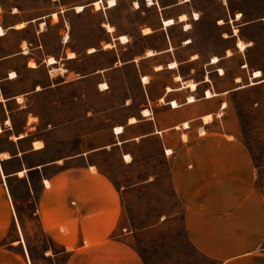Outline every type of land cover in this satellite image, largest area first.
<instances>
[{
	"label": "crops",
	"instance_id": "0c3cea01",
	"mask_svg": "<svg viewBox=\"0 0 264 264\" xmlns=\"http://www.w3.org/2000/svg\"><path fill=\"white\" fill-rule=\"evenodd\" d=\"M152 1L148 6L156 21L140 30L150 44L103 68L104 76L128 67L134 74L125 81L122 114L98 131L105 137L100 142L91 130L72 151L52 153L51 138L44 132L53 131L54 142H61L69 137L64 131L78 125L79 118L60 124L49 121L40 129V115L26 109L29 92L9 95L0 84V264H34L21 249L26 228L22 199L24 207L33 200L29 210L45 236L62 247L63 264H144L127 233L116 230L125 190L135 184L115 176L103 155L117 150L119 164L133 166L137 145L147 138L156 140L160 156L168 162L171 191L183 206L184 230L193 248L212 264H264V175L259 180L251 152L237 135L232 99L238 90L264 86V68L251 67L246 56L256 45L251 30L255 25L264 28V16H253L251 0H226L215 25L230 45L212 62L214 55L202 59L192 43L193 25L200 18L192 0ZM166 18L174 22L164 25ZM178 26L181 30L176 31ZM119 35L112 37L113 45L115 40L128 41H120ZM238 39L244 49L238 48ZM237 49L245 50L243 60L228 66L226 60ZM254 70L261 74L254 76ZM12 71H0V83L17 77ZM103 79L108 87L100 89L102 82H97L94 89L110 91ZM206 91L212 95L206 96ZM17 112L22 113L20 122ZM91 115L88 109L85 118Z\"/></svg>",
	"mask_w": 264,
	"mask_h": 264
},
{
	"label": "rangeland",
	"instance_id": "374dc122",
	"mask_svg": "<svg viewBox=\"0 0 264 264\" xmlns=\"http://www.w3.org/2000/svg\"><path fill=\"white\" fill-rule=\"evenodd\" d=\"M93 1L0 0V24L5 29L0 37V71L6 73L10 69L17 74L12 80L0 83L3 90L9 95L23 89L29 92L25 99L26 109L40 115V129L49 121L60 124L74 118L80 120L78 125L75 123L64 131L69 137L57 144L53 131L44 132L51 138L52 153L72 151L87 131H96V142L105 139L98 131L106 123L119 120L122 114L119 105L127 87L125 81L134 70L131 67L116 69L104 76L103 68L114 65L118 56L122 59L132 57L150 44L140 33L142 27L156 21L155 11L148 6L147 0H136L138 7L130 0H116L112 7H108V0L102 3L100 0L99 8ZM236 1L245 4L248 0ZM251 1L254 2L253 16H264V0ZM227 3L226 0L225 3L223 0H192L200 17L193 25L192 43L202 59L224 53L225 47L230 45L215 25ZM79 4L84 7L81 11L75 7ZM19 23L22 26L18 28L15 25ZM105 23L114 26L113 30H107ZM178 30L181 26L176 27ZM251 31L256 45L246 56L251 67L261 69L264 68V28L255 25ZM119 33L126 35L128 41L120 44L115 40L113 45L112 37ZM110 41L111 47L110 44L105 47ZM89 47L95 50L89 52ZM24 48L26 55L19 53ZM71 51L72 57H68ZM244 52L237 49L226 60L228 66L243 60ZM49 55L55 57V64H47L45 59ZM30 61L35 63L34 68L29 67ZM103 78L107 79L110 91L94 89L95 83L103 82ZM232 99L238 118L237 135L249 148L260 180L264 175V86L238 90ZM14 105L13 102L9 104L10 107ZM88 109L92 113L89 119L85 118ZM15 118L20 122L22 113L17 112ZM137 146L139 156L133 166H121L115 158L117 150L103 155L115 176L126 180V184H135L125 190L124 210L116 230L127 233L128 243L144 264H212L186 237L183 206L171 191L168 162L160 156L156 140L147 138ZM152 174V179L142 181ZM23 201H19L26 211L23 253L34 264H63L66 254L61 252L62 247L45 236L36 216L29 210L34 205L33 200L25 202V207Z\"/></svg>",
	"mask_w": 264,
	"mask_h": 264
},
{
	"label": "bare ground",
	"instance_id": "6f19581e",
	"mask_svg": "<svg viewBox=\"0 0 264 264\" xmlns=\"http://www.w3.org/2000/svg\"><path fill=\"white\" fill-rule=\"evenodd\" d=\"M148 2H147V4L148 5H150V4H152L153 3V1L152 0H147ZM100 0H94L92 3L95 5V7L96 8H99L100 7ZM108 2V6H113V5H115L116 4V0H108L107 1ZM133 4H134V6H136V7H138V2L135 0L134 2H133ZM76 7V10L77 11H81V10H83V5H81V4H79V5H76L75 6ZM197 15V14H196ZM239 13L238 14H236V16L237 17H239ZM53 16H56L55 15V13L53 14ZM198 16V15H197ZM179 18L180 19H182L183 20V18H185V15L184 14H182V15H180L179 16ZM219 21V20H218ZM174 22V20H173V18H166V19H164L163 20V24L164 25H169V24H172ZM105 25V27H106V29L107 30H112L113 29V26H111L110 24H108V23H105L104 24ZM16 27H21L22 26V23H19L18 25H15ZM149 31V29L146 27V28H144V32H148ZM2 34H4V28L2 27V25L0 24V35H2ZM65 36H67V35H65ZM65 38V37H64ZM119 39L121 40V41H127L128 40V38H127V36L126 35H124V34H121V35H119ZM65 39H63V41H64ZM67 40V39H66ZM104 46L106 47V46H109V43H105L104 44ZM237 46H238V48L239 49H244V47H245V44L241 41V40H237ZM95 49H94V47H89V52H92V51H94ZM23 52H26V49L24 48V51ZM149 54L151 53V50H148L147 51ZM227 53H229V51L227 50ZM72 54H73V52L71 51V52H68V57H70V56H72ZM47 63L48 64H53L55 61H56V59H55V57L54 56H52V55H49L48 57H47ZM218 60V57L217 56H212V62H215V61H217ZM29 64H30V66H33L34 67V65H35V63L34 62H32V61H30L29 62ZM172 64H173V66H175L174 64H175V62H172ZM172 66V65H171ZM253 74H254V76H259L260 74H261V71L260 70H254V72H253ZM11 76L12 77H14V76H16V73L15 72H11ZM146 80V79H145ZM189 84H190V86L191 87H193L194 86V84L192 83V82H189ZM108 86H107V83H105V82H102V83H100L99 84V88L100 89H106ZM38 88V87H37ZM206 95L207 96H211L212 94H211V92L210 91H206ZM190 100H193L192 98H190ZM172 104H174L175 105V102L174 101H172ZM144 112H146V113H148L147 112V110H144ZM133 119V118H132ZM116 126V125H115ZM115 128V130L116 131H119V130H121V127H119V126H116V127H114ZM115 132V131H114ZM40 144V142H35V145L36 146H38ZM126 158H128V156L126 155Z\"/></svg>",
	"mask_w": 264,
	"mask_h": 264
},
{
	"label": "built area",
	"instance_id": "2783aa9c",
	"mask_svg": "<svg viewBox=\"0 0 264 264\" xmlns=\"http://www.w3.org/2000/svg\"><path fill=\"white\" fill-rule=\"evenodd\" d=\"M205 95H206V92H205ZM207 96V95H206Z\"/></svg>",
	"mask_w": 264,
	"mask_h": 264
}]
</instances>
